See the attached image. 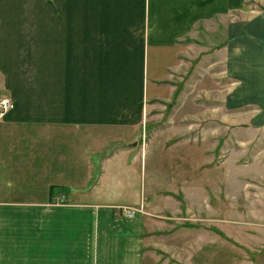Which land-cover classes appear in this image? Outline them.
<instances>
[{
    "label": "crops",
    "instance_id": "crops-1",
    "mask_svg": "<svg viewBox=\"0 0 264 264\" xmlns=\"http://www.w3.org/2000/svg\"><path fill=\"white\" fill-rule=\"evenodd\" d=\"M249 11L226 23L231 82L215 115L243 124L229 114L249 110L244 123L262 128L264 0H0L3 97L14 103L0 120V264H181L169 253L180 227L171 220L188 213L185 175L162 180L158 163L197 132L196 91L169 102L197 28ZM211 117L208 108L198 119ZM254 154L241 180L253 197L264 190V153ZM203 224L197 242L212 230Z\"/></svg>",
    "mask_w": 264,
    "mask_h": 264
},
{
    "label": "rangeland",
    "instance_id": "rangeland-1",
    "mask_svg": "<svg viewBox=\"0 0 264 264\" xmlns=\"http://www.w3.org/2000/svg\"><path fill=\"white\" fill-rule=\"evenodd\" d=\"M252 1L247 0L248 4H251ZM251 14H253L251 11L242 15L234 13L227 15L224 19L221 16L215 18L213 22H206L197 28L196 33L191 35L193 38L185 44V66L181 70L182 74L179 75L182 88L179 89L178 100L176 97L169 103L175 105L187 90H190L188 99L195 95L196 91L194 111L197 116V132L190 137L181 140L176 138L170 142L173 143V146L165 147V151L169 155L164 156L162 162L158 163V171L162 180L180 174L185 175L180 184V192L185 194L187 202H183L182 197L178 199L182 203L179 209L188 213L187 215L181 214L182 218L176 217L171 220L173 224L179 223L180 226L176 225L173 230L178 235L177 238L170 240L177 251L169 253L174 256L172 259L174 262L189 264L185 249L188 244L190 245V259L195 258V264H264V190H256L253 197L252 185L247 183L243 187L241 182L243 176H248L247 173L250 174L248 177L252 176L251 171L248 170L253 164L254 151L259 148L260 153H264V127L259 128L244 123L246 121L244 117L251 116L249 110H243L241 115L244 117L240 114H229V118L230 115L233 116L232 122L241 121L243 118L244 121L240 122L243 124L229 122L225 125L222 123L223 112L222 116L215 115V112H219L215 109L218 110L222 104V95L220 94L223 92V88L231 82L226 79L224 73V47L228 42L226 23L236 17H248ZM157 57L162 58L158 55ZM162 64V60L159 62L150 60L149 67L152 70ZM2 86L3 79L0 74V98L3 97ZM208 108H211L212 122L210 120V124L208 120L203 122L205 119L202 121L198 119L204 116ZM188 110L186 107L182 111L184 113ZM219 118L221 119L219 120ZM199 123L202 124L199 125ZM178 126L171 125L169 127L180 128V130L183 127ZM203 130L207 135L210 134V140L205 139ZM240 137L244 141L236 140ZM223 138L226 141H221L223 144L221 147L220 140ZM252 138H260V140L254 141ZM220 148L221 153L225 152L227 155L226 161L222 160L225 158L224 156L219 157L218 152L215 151ZM209 150L212 152L210 153ZM238 155L240 157L237 160ZM261 159L264 164V156ZM215 165L218 168L216 170ZM237 165H240V168L236 167ZM211 169L215 170L212 175ZM226 170L228 177H225ZM263 173L261 172L260 176H263ZM213 178L214 180L220 178L219 181L222 180V184L227 183V187L222 186V207L217 204L219 201L218 191L213 190V187L219 186V184L215 185L216 182ZM195 180V185H193ZM247 180L252 181L251 178ZM185 183L190 185L188 187L181 186ZM211 185L213 186L211 187ZM202 217H204L203 220ZM205 222L210 225L212 230L204 241L197 242V238L199 239V237L196 238V234L199 232L197 230L203 231L209 228L203 224ZM188 223L190 224L188 225ZM204 245L207 246L202 249Z\"/></svg>",
    "mask_w": 264,
    "mask_h": 264
},
{
    "label": "built area",
    "instance_id": "built-area-1",
    "mask_svg": "<svg viewBox=\"0 0 264 264\" xmlns=\"http://www.w3.org/2000/svg\"><path fill=\"white\" fill-rule=\"evenodd\" d=\"M14 106L12 100L8 97L3 98L2 100H0V118H2V116L9 111L10 109H12ZM126 214L128 216H132L134 214V210L131 208H127L126 209Z\"/></svg>",
    "mask_w": 264,
    "mask_h": 264
}]
</instances>
